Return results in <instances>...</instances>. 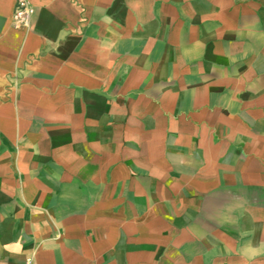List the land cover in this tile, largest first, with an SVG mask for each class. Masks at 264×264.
<instances>
[{
	"label": "crops",
	"instance_id": "obj_1",
	"mask_svg": "<svg viewBox=\"0 0 264 264\" xmlns=\"http://www.w3.org/2000/svg\"><path fill=\"white\" fill-rule=\"evenodd\" d=\"M0 0V264H264V0Z\"/></svg>",
	"mask_w": 264,
	"mask_h": 264
},
{
	"label": "built area",
	"instance_id": "obj_2",
	"mask_svg": "<svg viewBox=\"0 0 264 264\" xmlns=\"http://www.w3.org/2000/svg\"><path fill=\"white\" fill-rule=\"evenodd\" d=\"M32 15V8L26 0H16L15 7L13 11V20L18 25H27L30 17ZM24 264H33L31 258H27Z\"/></svg>",
	"mask_w": 264,
	"mask_h": 264
}]
</instances>
